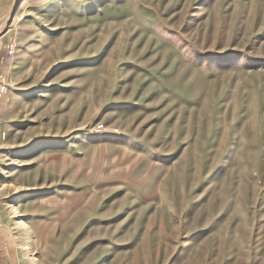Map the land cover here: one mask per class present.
I'll list each match as a JSON object with an SVG mask.
<instances>
[{"label":"rangeland","instance_id":"rangeland-1","mask_svg":"<svg viewBox=\"0 0 264 264\" xmlns=\"http://www.w3.org/2000/svg\"><path fill=\"white\" fill-rule=\"evenodd\" d=\"M13 1L0 264H264V0Z\"/></svg>","mask_w":264,"mask_h":264},{"label":"bare ground","instance_id":"bare-ground-1","mask_svg":"<svg viewBox=\"0 0 264 264\" xmlns=\"http://www.w3.org/2000/svg\"><path fill=\"white\" fill-rule=\"evenodd\" d=\"M16 3H17V0H14L12 2V4H11L12 5L11 7L12 8H15L16 7ZM14 223H16L17 225H19L20 227H27V224H26L25 220L24 219H21V218H16L14 220ZM25 233L29 234L28 231L25 232ZM24 236L27 238V241L25 242V248L29 251V253H28L29 257H32V253H31L32 252V244H33L32 243V240H31L32 237L30 235L29 236L24 235Z\"/></svg>","mask_w":264,"mask_h":264},{"label":"built area","instance_id":"built-area-1","mask_svg":"<svg viewBox=\"0 0 264 264\" xmlns=\"http://www.w3.org/2000/svg\"><path fill=\"white\" fill-rule=\"evenodd\" d=\"M8 85H9V81L7 80V77L1 74L0 75V93L7 90Z\"/></svg>","mask_w":264,"mask_h":264},{"label":"water","instance_id":"water-1","mask_svg":"<svg viewBox=\"0 0 264 264\" xmlns=\"http://www.w3.org/2000/svg\"><path fill=\"white\" fill-rule=\"evenodd\" d=\"M8 7H9V0H6L4 2V8L5 9L3 10V12L0 15V33H1V27H2L3 21L6 19V16H7Z\"/></svg>","mask_w":264,"mask_h":264}]
</instances>
